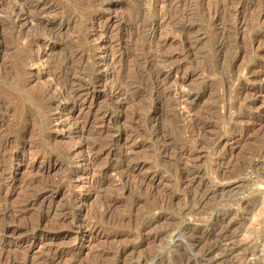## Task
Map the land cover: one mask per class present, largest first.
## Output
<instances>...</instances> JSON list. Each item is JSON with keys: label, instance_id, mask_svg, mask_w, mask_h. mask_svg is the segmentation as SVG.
I'll list each match as a JSON object with an SVG mask.
<instances>
[{"label": "rangeland", "instance_id": "374dc122", "mask_svg": "<svg viewBox=\"0 0 264 264\" xmlns=\"http://www.w3.org/2000/svg\"><path fill=\"white\" fill-rule=\"evenodd\" d=\"M190 256L264 264V0H0V264Z\"/></svg>", "mask_w": 264, "mask_h": 264}, {"label": "bare ground", "instance_id": "6f19581e", "mask_svg": "<svg viewBox=\"0 0 264 264\" xmlns=\"http://www.w3.org/2000/svg\"><path fill=\"white\" fill-rule=\"evenodd\" d=\"M6 211V210H5ZM5 214H3V217L5 218ZM2 217V216H1ZM8 217V216H7ZM225 217V216H224ZM221 218V217H220ZM6 219V218H5ZM182 234V233H181ZM180 234V235H181ZM183 235V234H182ZM213 251H215V248H211V249H209V250H205L203 253H201V256H200V259H202V260H204V259H206L208 256H210L212 253H213ZM156 256V255H155ZM153 257V256H152ZM161 257V256H160ZM184 257V256H183ZM155 258V257H154ZM153 258V259H154ZM176 258V257H175ZM177 258H179V257H177ZM182 258V257H181ZM162 259H164L163 257H162ZM183 259V258H182ZM157 260V259H156ZM179 260V259H178ZM199 260V259H198ZM17 261H18V259H17ZM16 260H13L12 261V263L11 264H17L18 262H17ZM161 261V260H160ZM159 261V262H160ZM171 261V260H170ZM177 261V260H176ZM196 261V259H195V257H188L187 258V260H186V262L187 263H189V264H191V263H193V262H195ZM161 262H163V261H161ZM172 263H174L175 262V260L173 261H171ZM179 262H180V260H179ZM184 262V261H183ZM201 262V261H200ZM161 264V263H160ZM171 264V263H170ZM175 264H176V262H175ZM178 264V263H177ZM182 264V263H181Z\"/></svg>", "mask_w": 264, "mask_h": 264}]
</instances>
